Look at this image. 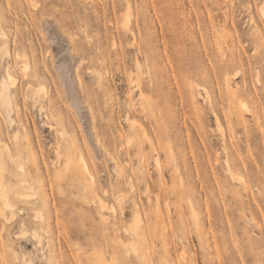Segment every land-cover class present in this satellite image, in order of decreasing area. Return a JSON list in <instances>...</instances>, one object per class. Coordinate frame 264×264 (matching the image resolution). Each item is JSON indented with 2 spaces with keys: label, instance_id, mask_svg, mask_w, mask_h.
I'll use <instances>...</instances> for the list:
<instances>
[{
  "label": "rangeland",
  "instance_id": "obj_1",
  "mask_svg": "<svg viewBox=\"0 0 264 264\" xmlns=\"http://www.w3.org/2000/svg\"><path fill=\"white\" fill-rule=\"evenodd\" d=\"M3 81L0 264H264V0H0Z\"/></svg>",
  "mask_w": 264,
  "mask_h": 264
},
{
  "label": "bare ground",
  "instance_id": "obj_2",
  "mask_svg": "<svg viewBox=\"0 0 264 264\" xmlns=\"http://www.w3.org/2000/svg\"><path fill=\"white\" fill-rule=\"evenodd\" d=\"M130 31H131V29H130ZM74 60L75 59H72V62L64 61V62L60 63L58 65L57 73H58V77H59V80L61 82V85H62V87H64L63 89H65L67 94L69 95V98L71 99V102L74 105V108H76L78 110V112L82 116V115H86L88 112H90L91 111V107H90V105L88 106V105L85 104V101L82 100V98H81V96L79 94V90H81V82L82 81H81L80 75L76 71L78 69V68L76 69L77 64H79V63H75ZM76 61H77V59H76ZM74 63L76 64V66L74 65ZM138 69H140V68H138ZM97 74H98L99 77L101 76V75H99L100 72L97 73ZM95 75H96V73H95ZM10 76H8V77H10ZM98 76H97V78L95 76L96 80L99 79ZM100 78L102 79V77H100ZM10 79H11V77H10ZM6 80H8V78ZM141 81H142L141 79L136 78L135 86L134 85L133 86L137 89V91H139V98L138 99H140V105H141L142 109L146 108L148 111H150L151 110L150 105L149 104H145L142 101V96H143L144 93L142 91ZM133 82H135V81H133ZM102 83H103V81L101 82V84ZM79 87H80V89L78 90ZM81 93H82V91H81ZM83 98H84V96H83ZM86 103H87V100H86ZM0 106H2V108L4 110H6V112L9 111L8 110L9 109V89H8V85H6V81L2 82L1 93H0ZM75 112H76V110H75ZM91 114H92V111H91ZM86 117H87V115H86ZM91 118H93V117H91ZM133 123L134 122L130 123V127L131 128L133 127ZM87 127H88V137L87 138L89 140L90 146L92 147V150L98 151V149L100 148V145H99L100 144V142H99L100 139L99 138L97 139L96 135L93 133V131H91L92 129L89 127V123L87 124ZM9 157L11 158V160H14L13 159V154L10 153V152H9ZM83 164H84V162H83ZM116 165H118V164H116ZM115 171H116L117 174H119V169L115 168ZM14 186L15 185H13V184L9 185V184H5L3 182V174H2L1 169H0V202L2 203V205L1 204L0 205L4 206L5 207L4 209L7 208L8 211H10L11 213H13L14 207H15V205H16V203L18 201L23 200L24 197H27V198L30 197V195H28L29 193H25L26 191L24 192V191L15 189L16 187H14ZM4 211H6V210H4ZM39 240H40V238H39Z\"/></svg>",
  "mask_w": 264,
  "mask_h": 264
}]
</instances>
